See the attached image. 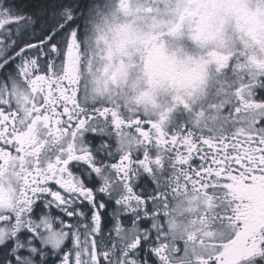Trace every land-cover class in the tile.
I'll return each mask as SVG.
<instances>
[{
    "label": "snow or ice",
    "instance_id": "6c2138e0",
    "mask_svg": "<svg viewBox=\"0 0 264 264\" xmlns=\"http://www.w3.org/2000/svg\"><path fill=\"white\" fill-rule=\"evenodd\" d=\"M0 264H264V0H0Z\"/></svg>",
    "mask_w": 264,
    "mask_h": 264
},
{
    "label": "trees",
    "instance_id": "16d2710c",
    "mask_svg": "<svg viewBox=\"0 0 264 264\" xmlns=\"http://www.w3.org/2000/svg\"><path fill=\"white\" fill-rule=\"evenodd\" d=\"M18 2L22 5V6H39L41 4V0H18Z\"/></svg>",
    "mask_w": 264,
    "mask_h": 264
},
{
    "label": "flooded vegetation",
    "instance_id": "af4514ba",
    "mask_svg": "<svg viewBox=\"0 0 264 264\" xmlns=\"http://www.w3.org/2000/svg\"><path fill=\"white\" fill-rule=\"evenodd\" d=\"M28 1H29V0H28ZM33 1H34V0H33ZM24 7H29V6H24ZM34 9H35V7L32 6V10H34Z\"/></svg>",
    "mask_w": 264,
    "mask_h": 264
}]
</instances>
